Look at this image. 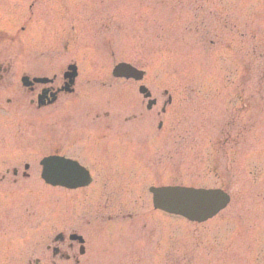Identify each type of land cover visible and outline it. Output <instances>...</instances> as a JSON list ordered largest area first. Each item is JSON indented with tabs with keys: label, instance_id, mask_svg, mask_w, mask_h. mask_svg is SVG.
<instances>
[{
	"label": "rangeland",
	"instance_id": "374dc122",
	"mask_svg": "<svg viewBox=\"0 0 264 264\" xmlns=\"http://www.w3.org/2000/svg\"><path fill=\"white\" fill-rule=\"evenodd\" d=\"M73 62L74 93L30 105L40 87L20 78ZM119 62L143 81L114 80ZM0 68V264H264V0H0ZM54 154L92 182L43 184L39 162ZM164 186L229 200L189 222L153 209L148 189ZM59 233L69 260L47 250Z\"/></svg>",
	"mask_w": 264,
	"mask_h": 264
},
{
	"label": "water",
	"instance_id": "95a60500",
	"mask_svg": "<svg viewBox=\"0 0 264 264\" xmlns=\"http://www.w3.org/2000/svg\"><path fill=\"white\" fill-rule=\"evenodd\" d=\"M113 75L116 77H123L126 79H133L135 81H141L143 78L144 73L142 71H138L135 68L127 65V64H121L117 66L114 71ZM75 76V73L72 74V77ZM27 79L24 78L22 80L23 84ZM33 81L39 82V83H45V79H34ZM139 92L141 94L146 92V89L144 87H140ZM148 97V94L145 95V98ZM155 101H150L148 108H150ZM58 161H47L42 162V164L47 165V168L44 170L43 175H47L49 178L48 180L52 185H62L66 186L68 188H75L82 185H85L88 182V179H86V173L83 172L81 168H79L77 165H70L69 169H63L58 166L62 165L63 162L59 159H55ZM67 164V163H66ZM69 164V163H68ZM153 193L157 194L156 196H165L168 195L170 198L172 196H180L183 197L180 198H174L173 204H174V210L178 212H183L191 219H194L195 216H198L199 218L197 221H205L212 216H214L220 209H222L228 202V197L220 192V191H192V192H186L182 190H175L171 188L166 189H153L151 190ZM205 195V201L202 203L199 202V199L201 198V195ZM216 198H218L219 202L216 201ZM204 207L207 211H204ZM165 208H167V204L165 205ZM203 212L207 213V216H203Z\"/></svg>",
	"mask_w": 264,
	"mask_h": 264
},
{
	"label": "flooded vegetation",
	"instance_id": "af4514ba",
	"mask_svg": "<svg viewBox=\"0 0 264 264\" xmlns=\"http://www.w3.org/2000/svg\"><path fill=\"white\" fill-rule=\"evenodd\" d=\"M22 30H23V28H22ZM0 72H3V70H2V68H0ZM5 72V74H8V72H9V68H6V70L4 71ZM3 74V73H2ZM4 75V74H3ZM51 82L45 87V88H48L49 89V93H48V95H47V97L44 99V101L46 102L47 100H48V97H49V95L53 92V91H57V90H59L60 88H62L63 86H64V84H65V80L63 79V76H62V78H60V76L58 75V74H56V73H52V75H51ZM1 78H2V76H1ZM39 86H33L32 87V90H28L29 92H30V94H34V93H36V90H37V88H38ZM44 89V87H42V86H40V91L41 90H43ZM37 94V93H36ZM61 95V93H59L58 95H57V100L59 99V96ZM64 95H66V94H64ZM163 97H167V95L166 94H163ZM30 105H33V100H30ZM11 174H12V177H14L15 179H17L18 177H19V172L17 171V170H15V171H11ZM6 175H8L7 173H6ZM21 177H25V174L23 175V174H21ZM61 243H59V244H63L64 242H63V240L61 241V240H59ZM67 247H68V249L69 250H73L74 249V244H71V243H69L68 245H67ZM53 248H58L57 246H54ZM52 248V255L54 256V258L56 257H59V258H62V257H65V258H67L68 256H64V255H62L61 254V251H60V249H58V250H56V249H53ZM47 250H49V247L47 248ZM56 250V251H55ZM54 252V253H53ZM36 264H37V262H36Z\"/></svg>",
	"mask_w": 264,
	"mask_h": 264
}]
</instances>
